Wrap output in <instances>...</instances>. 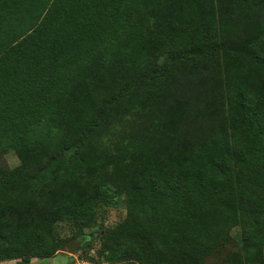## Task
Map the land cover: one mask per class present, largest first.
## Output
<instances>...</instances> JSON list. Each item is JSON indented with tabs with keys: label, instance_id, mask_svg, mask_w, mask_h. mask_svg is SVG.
Wrapping results in <instances>:
<instances>
[{
	"label": "trees",
	"instance_id": "16d2710c",
	"mask_svg": "<svg viewBox=\"0 0 264 264\" xmlns=\"http://www.w3.org/2000/svg\"><path fill=\"white\" fill-rule=\"evenodd\" d=\"M225 2L0 0V264L52 256L59 222L97 225L105 182L126 214L99 234L100 262L264 264L245 233L264 223V0L222 23ZM235 227L241 251L223 254Z\"/></svg>",
	"mask_w": 264,
	"mask_h": 264
},
{
	"label": "rangeland",
	"instance_id": "374dc122",
	"mask_svg": "<svg viewBox=\"0 0 264 264\" xmlns=\"http://www.w3.org/2000/svg\"><path fill=\"white\" fill-rule=\"evenodd\" d=\"M246 0H226V2L222 5L223 17L222 23L224 22V18H232L236 12L237 3L244 2ZM248 7V6H247ZM264 9L260 10L261 15H259L258 20L256 21V27L258 28V34L261 41V45L264 43V27L263 23H260V20L264 18ZM262 74L255 70L253 73V78L256 80L261 79ZM248 83V82H247ZM251 84V82H249ZM225 85L223 83L222 87ZM253 86V84H251ZM263 93H264V84ZM235 89L231 86H227L224 90V94L217 98V101L225 99L233 100V93ZM213 94H219L218 91H213ZM215 101V99H214ZM187 100L180 99V122L186 124L195 123V119L199 117L197 115L198 108L195 106L187 107ZM215 104H212V106ZM211 107V106H210ZM208 108V106L206 107ZM204 108V109H206ZM203 109V110H204ZM212 110V109H209ZM197 115V116H196ZM166 120H173L174 117L167 115L165 117ZM261 124L264 123V106L260 109V117ZM167 124L169 122L167 121ZM229 139L232 140V145L235 147L238 146L237 137L231 132H228ZM2 163L6 164L10 167H14L19 164V158L13 151H8L4 154L2 158ZM96 210L93 212L95 217L97 218V225L86 227L83 229V234L80 235L77 233L76 227L67 222H59L56 227V233L58 237L62 240V247L56 250L49 257H33L30 261L31 264H96L100 263L102 256L98 253L99 248V234L103 232L104 228L112 227L116 223L120 222L126 214V195H125V187L121 185L112 184L110 182H105L100 185V194L97 198ZM9 225L14 231H21L24 226L22 225L19 215L16 212H13L9 216ZM241 229L239 227H235L231 231L232 241L226 243V249L223 254L226 253H234L239 254L241 251L240 247V235ZM247 237H249L254 243L250 242V248L255 251L259 260L264 263V245L262 251H259V243L261 239L264 237V223L258 224L255 227L250 228L247 232H245ZM88 237L87 244H84L82 241L85 237ZM48 243H45L47 245ZM18 259H6L2 260L1 264H16ZM239 263V258L237 259ZM108 264V263H106Z\"/></svg>",
	"mask_w": 264,
	"mask_h": 264
},
{
	"label": "built area",
	"instance_id": "2783aa9c",
	"mask_svg": "<svg viewBox=\"0 0 264 264\" xmlns=\"http://www.w3.org/2000/svg\"><path fill=\"white\" fill-rule=\"evenodd\" d=\"M85 264H89V263H85ZM94 264V263H92ZM96 264H106L105 262H100V263H96Z\"/></svg>",
	"mask_w": 264,
	"mask_h": 264
}]
</instances>
